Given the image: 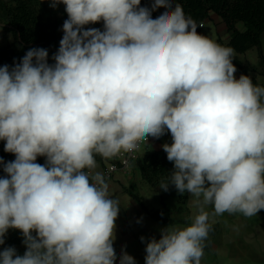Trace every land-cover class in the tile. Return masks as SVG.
Masks as SVG:
<instances>
[{
  "label": "clouds",
  "instance_id": "1",
  "mask_svg": "<svg viewBox=\"0 0 264 264\" xmlns=\"http://www.w3.org/2000/svg\"><path fill=\"white\" fill-rule=\"evenodd\" d=\"M60 4L54 63L33 47L0 66V141L15 156L0 158V245L15 229L26 248H3L0 264H137L115 246L121 204L95 158L166 133L160 190L189 193L194 217L141 237L145 264H201L210 216L264 210V86L237 79L235 49L198 34L176 0H49Z\"/></svg>",
  "mask_w": 264,
  "mask_h": 264
},
{
  "label": "crops",
  "instance_id": "2",
  "mask_svg": "<svg viewBox=\"0 0 264 264\" xmlns=\"http://www.w3.org/2000/svg\"><path fill=\"white\" fill-rule=\"evenodd\" d=\"M236 27L240 31L246 30L244 22L237 23ZM197 32L224 46H228L232 38V31L214 12L206 19L205 26L198 28ZM250 50H255L254 62L249 61ZM236 55L245 66L254 68L249 71L250 77L264 86V68L260 65L261 55L264 57V32L261 34V50L258 47H252L243 53L236 52ZM242 74L237 70L235 77L239 79ZM165 143H171V136L153 139L148 147L139 152L129 169L118 171L113 179L108 180L114 196L120 200L121 204L116 217L115 246L118 252L123 248L132 255L137 264H145L146 242H142L141 237H145V241L152 237L159 239L161 229L168 225L183 228L189 225L194 217L189 193H186L188 201L184 209L179 208L181 205L179 197H170L166 200L171 209L170 216L174 220L171 224L152 217L133 196L135 194L141 197L149 210L162 207L160 193L143 179L141 166L148 150L163 149L162 145ZM103 168V161H96L95 171L103 173ZM208 211L211 213L212 209L209 208ZM210 223L217 226V232L213 235L208 234L209 249L205 247L206 240L203 242L204 254L201 264H264V210H260L256 216L252 217H245L239 213L210 216ZM118 260L119 256H117Z\"/></svg>",
  "mask_w": 264,
  "mask_h": 264
},
{
  "label": "trees",
  "instance_id": "3",
  "mask_svg": "<svg viewBox=\"0 0 264 264\" xmlns=\"http://www.w3.org/2000/svg\"><path fill=\"white\" fill-rule=\"evenodd\" d=\"M183 7L186 16L192 18L197 24L206 21L212 12L219 15L228 29L232 31V38L228 46L235 49L237 53H243L252 47H258L261 50V34L264 32V0H176ZM152 0H141V6L151 7ZM163 6V5H161ZM160 6V7H161ZM153 11V16L158 14V9ZM164 7V6H163ZM174 7V4H173ZM65 6L60 4L57 8L49 6V0H0V21L10 25L21 41L28 46L45 48L49 52V63L51 64V50H58L59 42L63 36L62 26L67 19ZM244 22L245 31H240L236 24ZM85 28H99V23L86 25ZM22 56H19V61ZM236 69L244 75H249V71L254 68L245 66L238 56L233 59ZM260 65L264 68V57L261 55ZM254 83L257 81L252 78ZM258 84V83H257ZM4 141H0V158L5 162L15 159L11 153L4 151ZM96 161H104L109 158H103L97 155ZM37 163L44 165L45 157H38ZM173 170V163L167 159V154L160 150H148L145 153L144 161L141 166L143 179L156 189L161 196L162 207L157 210H149L141 197L133 194L150 215L164 223H174L170 216V207L166 200L170 197H179L180 209L188 201L187 194H178L174 186H170L168 191L160 190L162 182L166 181ZM2 166H0V178L4 177ZM217 232V226L212 225L209 233L211 235ZM22 234L9 236V231L5 237V244L0 245V250L5 247L14 246L19 255H23L26 248L23 244ZM207 239L205 247L207 246Z\"/></svg>",
  "mask_w": 264,
  "mask_h": 264
},
{
  "label": "rangeland",
  "instance_id": "4",
  "mask_svg": "<svg viewBox=\"0 0 264 264\" xmlns=\"http://www.w3.org/2000/svg\"><path fill=\"white\" fill-rule=\"evenodd\" d=\"M164 7L158 9V13L163 10ZM103 30V22L99 23V28ZM36 46L25 45L19 37L16 36L12 27L4 21H0V66L9 65L12 66L14 60L19 63V56L22 57L30 49ZM56 50H51L50 58L52 63V56L56 53ZM104 164V163H103ZM14 234H20L19 230L9 229V236Z\"/></svg>",
  "mask_w": 264,
  "mask_h": 264
},
{
  "label": "built area",
  "instance_id": "5",
  "mask_svg": "<svg viewBox=\"0 0 264 264\" xmlns=\"http://www.w3.org/2000/svg\"><path fill=\"white\" fill-rule=\"evenodd\" d=\"M206 21H203L199 24V28H203L205 26ZM166 136H171L170 133H166L165 135L161 136L158 139H161ZM153 139V137H148L147 141H141L139 143V146L132 152H122L120 154H117L107 160L104 161V168H103V174L105 175L106 180H111L114 178L115 174L120 170H127L129 169L135 159L138 157L139 152L148 147L150 142Z\"/></svg>",
  "mask_w": 264,
  "mask_h": 264
}]
</instances>
